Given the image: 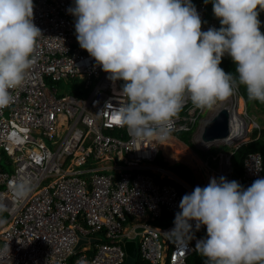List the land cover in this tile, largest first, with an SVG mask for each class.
Returning <instances> with one entry per match:
<instances>
[{
	"label": "built area",
	"instance_id": "1",
	"mask_svg": "<svg viewBox=\"0 0 264 264\" xmlns=\"http://www.w3.org/2000/svg\"><path fill=\"white\" fill-rule=\"evenodd\" d=\"M191 2L202 31L218 29L217 21L207 16L205 0ZM33 3L34 23L43 34L37 63L27 82L12 90L13 103L0 110V203L6 209L0 212V249L10 247V259L0 254V264H77L81 259L86 264H124L127 242L135 243L140 264H186L194 242L207 238L206 226L197 231L205 232L202 237L177 231L170 239L174 224L161 229L152 222L163 210L176 215L182 196L195 184L157 165L156 158L160 143L190 131L205 108L186 99L183 114L167 126V138L150 143L133 137L117 115L128 103L121 80H111L76 39L75 17L67 11L74 0ZM47 79L72 82L75 91L60 97L57 85ZM233 96L231 117L238 110L232 103L239 101V92ZM237 115L241 128L218 146L238 148L260 127L248 120L246 109ZM230 156L220 151L211 158L216 166L204 162L209 179L232 180ZM258 178H264L263 158L251 152L237 181L247 188ZM18 183L30 187L22 197L14 191Z\"/></svg>",
	"mask_w": 264,
	"mask_h": 264
},
{
	"label": "clouds",
	"instance_id": "2",
	"mask_svg": "<svg viewBox=\"0 0 264 264\" xmlns=\"http://www.w3.org/2000/svg\"><path fill=\"white\" fill-rule=\"evenodd\" d=\"M34 7L33 0H0V110L13 103L12 90L27 82L37 63L43 34L34 23ZM212 8L221 26L211 17L218 29L207 31L191 0H74L67 9L80 47L111 80L124 81L121 94L128 103L117 115L133 137L150 143L167 138V126L186 99L215 111L242 85L249 100L264 103L258 18L264 0H212ZM226 54L236 75L220 67ZM239 99L247 107L240 94ZM14 191L22 197L30 187L18 183ZM179 209L170 232L193 237V221L196 231L206 226L207 238L195 245L206 264H264V178L244 188L236 180L211 177L184 194ZM5 210L0 203V212ZM3 253L10 259L9 243Z\"/></svg>",
	"mask_w": 264,
	"mask_h": 264
},
{
	"label": "trees",
	"instance_id": "3",
	"mask_svg": "<svg viewBox=\"0 0 264 264\" xmlns=\"http://www.w3.org/2000/svg\"><path fill=\"white\" fill-rule=\"evenodd\" d=\"M207 4L209 5V0ZM212 17L218 20L219 27H220L221 25H220L219 19L216 18L214 15ZM260 30L262 33H264V24H261ZM220 67L223 68L225 72L233 73L234 75H236L235 73L236 65L231 59V57L222 58ZM123 85H124V81L121 80L120 87L122 88ZM238 90H239L240 96L244 99L247 107L249 105L255 106L262 113V117H263L262 124L260 125L258 129L253 130L251 139L248 142L240 145L238 148H229L226 145H222L219 147H210L207 150L200 151L198 149L191 147V143H190L191 136L194 132L196 125L188 132H177L178 134L177 138L183 143L187 144L189 147H191V149L193 150V153L195 154L197 158H199L203 162L208 161L209 164L213 166H216V163L212 162L211 158L214 155H216L218 152L223 151V152L231 153L230 161H231L232 180H236V181L242 174L243 160L248 153L256 152V153L261 154L263 158V165H264V103H261L259 101L249 100L246 88L244 86L241 85ZM168 141H172L176 143L175 138L173 137H169ZM185 154L190 155L191 151L188 150L186 151ZM192 161L196 165V161L194 159H192ZM161 162H162V154L160 152L156 158V163L157 165H159L161 164ZM168 170L172 172L174 175H176L178 178H180L181 180L185 181L186 183L190 185L195 184L196 176L193 170L188 165H185L182 162H175L169 166ZM171 182L175 184V182L173 181ZM175 216L176 215L169 213L166 210H163L160 218H158L157 220H159L160 223L165 224L164 226L167 227L169 225L174 224ZM193 232L195 236L199 235L198 237H202L205 235L204 234L205 232H202V231L201 232L193 231ZM178 235L179 233L175 232L171 235L170 239H173L175 236H178ZM195 245H196V242H194V251L186 259V264H206L207 258L197 251ZM140 263H141V260L139 256H137L134 264H140Z\"/></svg>",
	"mask_w": 264,
	"mask_h": 264
},
{
	"label": "rangeland",
	"instance_id": "4",
	"mask_svg": "<svg viewBox=\"0 0 264 264\" xmlns=\"http://www.w3.org/2000/svg\"><path fill=\"white\" fill-rule=\"evenodd\" d=\"M209 5L210 6L208 7L207 16L208 17H212L214 15L213 8H212V0H209ZM258 18L260 19L261 24H264V11L260 12V15H259ZM47 82L52 84V85H57L58 96H60V97L61 96H65V95H69V94H73V92L75 91L73 89L72 82H69V81L66 82V81L62 80L61 82L56 83V82H52V81L47 79ZM232 97H234V96H232ZM238 102H239V105H240L239 106L240 112H242L243 110L246 109L247 110V114H248V120H250V119L254 120L260 126L262 124V122H263L262 113L253 105H249L248 107H245L244 102L241 99H239ZM220 104H221V102H219V103H217L215 105V110ZM226 104H229V103L226 102ZM232 104L233 105L236 104V100L235 99H234V102ZM241 104H242V108H241ZM213 113H214V108L213 107L211 109L206 108L202 112V116L200 117L199 122L197 123V125H196V127L194 129V132H193V134L191 136V141H190L191 147H193L195 149H198L200 151L207 150L210 147H216L217 143H213L211 145H207V144L202 143L200 141V138H199L201 125ZM180 114L182 115L183 112L181 111ZM253 126H254V124L250 123L249 126H248L249 130H252ZM174 136L177 138L178 134L174 133ZM58 138H60V137H58ZM250 138H251V136L246 141H249ZM177 140H178V138H177ZM180 143L181 144H178V143H175V142H172V141H167V142L160 143V150H161V154H162V162L159 165L162 166L163 168H165L166 170H168L170 165L175 163L177 160H180L182 163L188 165L192 170H194V174L196 176L195 187L196 186H201V187L206 186L209 183V180H208L209 177H208V173H207L208 172L207 165L202 160H200L198 158L197 161H198V163L200 161V165L198 167H193V164L190 161V157H193V156H191V154L195 155L193 153V150L191 149V147H189L187 144L183 143L182 141H180ZM49 146L51 148H53L54 145L53 144H49ZM187 148H190V151H191L190 155L189 154H185L186 151L189 150ZM1 163L8 170V165H5V158L4 157H2V162ZM174 176H176V175H174ZM152 224L157 226V227H159V228H161V229H164V227H165L164 226L165 224L160 223L159 220H155L154 222H152ZM168 238H169V236H168Z\"/></svg>",
	"mask_w": 264,
	"mask_h": 264
},
{
	"label": "water",
	"instance_id": "5",
	"mask_svg": "<svg viewBox=\"0 0 264 264\" xmlns=\"http://www.w3.org/2000/svg\"><path fill=\"white\" fill-rule=\"evenodd\" d=\"M199 138L204 144L211 145L219 143L231 135V115L228 110V104L215 110L200 128ZM127 253L124 264H132L136 257V245L134 242L125 243Z\"/></svg>",
	"mask_w": 264,
	"mask_h": 264
},
{
	"label": "bare ground",
	"instance_id": "6",
	"mask_svg": "<svg viewBox=\"0 0 264 264\" xmlns=\"http://www.w3.org/2000/svg\"><path fill=\"white\" fill-rule=\"evenodd\" d=\"M227 102H230V98L227 100ZM226 103V101L224 102H221V104L216 108V110H218V108H221L222 106H224V104ZM243 104V103H242ZM242 104H241V108H242ZM239 102H238V110H237V113L235 111V115L231 117V127H232V130H231V136L230 138L232 137L233 134H235L240 128H241V120L239 119L238 115L239 112H240V108H239ZM201 130V129H200ZM248 138L246 137L242 142H246ZM178 174V173H177Z\"/></svg>",
	"mask_w": 264,
	"mask_h": 264
},
{
	"label": "crops",
	"instance_id": "7",
	"mask_svg": "<svg viewBox=\"0 0 264 264\" xmlns=\"http://www.w3.org/2000/svg\"><path fill=\"white\" fill-rule=\"evenodd\" d=\"M178 140H179V139H178ZM178 140H177V138H175L176 143L181 144V143H180V140H179V141H178ZM187 149L190 150V148H187ZM191 156H193V157H190V158H191L190 161L192 162L193 167H198V166L200 165V161H199V163H198L197 158H196L193 154H191ZM192 159H194V160L196 161V165L193 163ZM176 162H181V161H180V160H177ZM185 165H186V164H185ZM193 172H194V170H193Z\"/></svg>",
	"mask_w": 264,
	"mask_h": 264
}]
</instances>
